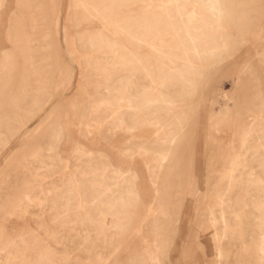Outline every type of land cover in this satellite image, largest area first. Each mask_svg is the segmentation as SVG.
Segmentation results:
<instances>
[{
	"label": "rangeland",
	"instance_id": "obj_1",
	"mask_svg": "<svg viewBox=\"0 0 264 264\" xmlns=\"http://www.w3.org/2000/svg\"><path fill=\"white\" fill-rule=\"evenodd\" d=\"M186 1L0 0V264H264V0Z\"/></svg>",
	"mask_w": 264,
	"mask_h": 264
},
{
	"label": "bare ground",
	"instance_id": "obj_2",
	"mask_svg": "<svg viewBox=\"0 0 264 264\" xmlns=\"http://www.w3.org/2000/svg\"><path fill=\"white\" fill-rule=\"evenodd\" d=\"M169 1L176 2L177 4H179L178 13L181 17H183L185 15L188 16V21H187V26H186V30H187L186 35L189 36L190 38H192L191 41L194 42L198 36H197V33H196V36H195V34L193 35L191 31L193 30V31L197 32L200 27H197L195 24V18H196L195 12H190V10L187 8V4L189 3V1H186L185 3H183V2L181 3L182 0H169ZM200 5L205 7L204 3H200ZM147 16L149 19L147 26L145 28V35H146L147 42H148L147 43V48H148V50H147L148 51L147 64L149 66H152V65H154L155 62H160L162 64H165V63H167V61H169L171 63V65H176L175 64V56L173 53H171L172 51H171V49H169L170 47H168V46L164 47L163 46V48H164L163 52H162L161 47H159V46H162L161 44L164 43V32H165V31H163L164 30L163 28H159V23L161 22V18L164 17L166 19V23L169 26H171L173 24V18L170 15V10L168 8H160V11L155 13V12H152V10L149 8L147 10ZM196 21H197V19H196ZM162 86L159 84L158 81L152 80L151 85H150V90L147 93L153 94L154 96H156V98L163 97L164 94L162 92L163 91ZM148 100L150 102H152V100H150V99H148ZM155 119H156V121H154V119L145 120L147 123V126H148V129H147L148 133H153V134L158 133L159 129H157V127H155V125L159 124V122H158V118H155ZM235 127H236V125H235ZM246 134H247V131L245 129H242V128H239L236 131H234V139L232 140L231 144H229V147H230L229 151L230 152H229V155L227 158V163L232 168H234L238 163H240V159L244 156L243 150H244V145L246 144V140H247ZM158 136H161V132L158 133ZM163 140H164V138L162 140L158 141V144H161L163 142ZM175 140H173V143L175 142ZM229 143H230V141H229ZM149 210H151V208H149ZM107 215H109V214H107ZM105 218L107 219V217H105ZM106 224H108V223H106ZM117 228H118V226H117ZM224 232H227V231H224ZM263 232H264V230H263ZM215 238H217V237H215ZM260 250L264 254V242H263V246Z\"/></svg>",
	"mask_w": 264,
	"mask_h": 264
}]
</instances>
